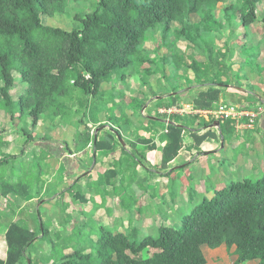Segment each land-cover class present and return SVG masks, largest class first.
<instances>
[{
  "label": "trees",
  "instance_id": "1",
  "mask_svg": "<svg viewBox=\"0 0 264 264\" xmlns=\"http://www.w3.org/2000/svg\"><path fill=\"white\" fill-rule=\"evenodd\" d=\"M222 1L96 0L94 10L73 16L78 26L68 31L41 22L42 14L53 13L51 7L63 11V0H0V81L3 83L0 86V109L9 113L10 119L15 113L23 117L22 131L26 142L34 141L33 129L39 116L64 118V103L74 94L85 116L93 98L101 94L102 83L113 78L124 82L128 73H138V69L148 62L142 48L147 34L161 28L162 38L167 43L172 22L180 26L176 32L178 37L192 42L203 41L208 55L205 61H192L185 66L172 55V58L164 59L160 71L163 72L164 64L170 63L172 76H176L179 69H191L196 81L207 79L212 85L224 86L226 82L220 77L227 74L229 66L219 60L220 53L213 49L212 37H202V34H209L218 27L214 25L213 11ZM259 1L237 0L232 7L233 11H239L244 27L248 28L255 20ZM196 14L200 17L199 22L190 24L191 15ZM173 46V43L168 45L172 53ZM213 69H216L213 77L217 81L207 77L208 71ZM13 70L26 84L17 100L11 99L9 91L15 82ZM155 71L152 67L143 68L142 84H146L148 76ZM220 96L221 90L210 86L193 97L192 105L195 109L209 110ZM176 99L173 98L172 103L166 106L178 105ZM96 113L91 111L89 115L94 121ZM26 118H30L29 124ZM176 121L182 125L168 123L159 136L164 142L161 169H166L182 148L185 126H190V136L202 154L214 152L230 133L228 121H219L218 133L208 129L202 134L189 124V117H178ZM98 128L100 126L95 129ZM85 139L90 140L94 150L112 149L116 142L112 133L96 139L88 132ZM207 139L213 142L208 144ZM142 142L150 143V140L142 139ZM2 144L4 142L0 138V146ZM154 147V144H148V148ZM13 160L15 156L8 154L0 158V195L13 194L25 199L32 185L40 179L42 161L14 162L20 167V172L15 173V164L12 163L11 175L6 178L4 167ZM33 163L36 164L34 170ZM186 178L189 180V174ZM188 180L183 178V181ZM96 228L95 240L75 241L76 246L69 255L60 256V248L56 249L54 261L61 258V264H205L201 247L215 248L225 244L235 247L233 264H245L251 260L264 264V176L224 185L210 197H203L189 213L184 214L179 226L162 225L155 236L148 234L137 240V230L124 234L104 226ZM41 230L46 236L44 225H38L34 230L28 225L11 222L4 232L6 251L4 258L0 257V264H18L25 249ZM56 254L58 258H55Z\"/></svg>",
  "mask_w": 264,
  "mask_h": 264
},
{
  "label": "crops",
  "instance_id": "2",
  "mask_svg": "<svg viewBox=\"0 0 264 264\" xmlns=\"http://www.w3.org/2000/svg\"><path fill=\"white\" fill-rule=\"evenodd\" d=\"M221 5L224 7V1L216 5L215 10L219 13L216 12L217 16L214 15L218 18L219 24L209 37L213 39V49L220 53L219 60H223L225 65L229 66L227 74L223 73L220 77V80L226 82L225 85H212L213 83L207 79L198 82L191 69L186 71L179 69L177 75L172 76L173 67L170 63L164 65V74L161 77L158 73L150 74L146 84H142L140 74L135 76L137 79L135 85L127 78L128 76L124 82L113 78L102 83L100 92L105 96L104 110L101 109L94 116L100 120L98 124H102H99V130L92 131L91 137L97 139L108 133L114 134L116 142L112 149L94 150L89 140L85 141L87 149L84 148L81 156L78 152H72L70 155L74 156L67 157L41 149L40 146L33 149L29 147L31 150L26 146V152L30 151V156L28 159H20L23 162H35L39 159L42 161L43 169L39 171L40 179L32 185L25 199L13 194L0 196L1 258H4L6 251L4 232L11 222L28 225L34 230H37L38 225L46 227L47 237L43 235L42 230L36 231L38 232L36 239L24 252V255L26 253L29 255L28 251L31 252L37 247L39 249L51 241L52 248L49 254L40 260L43 264L47 261L50 264L58 263L53 262V249L60 248V256L69 255L76 246L75 240H95L96 235L93 236L89 229L91 225L108 226L114 232L124 234L134 230L151 232L153 228L158 230L162 225L179 226L177 224L178 222L180 224L179 220L184 215L183 213L180 216V210L188 212V209L193 208L199 201L195 194L192 197L187 195V198L181 195L183 206L179 203L178 193L183 194L185 185L190 181L196 183L200 177H207L210 172L208 168L210 158L219 159L221 156L219 147L212 153H200L201 149L192 140L188 125L182 132V148L178 155L168 163L166 169H161V149L164 142L159 136L166 130L167 124L182 125L176 118L190 119L191 116L197 115L198 119H190L189 124L194 127L198 124L196 128L198 134L211 129V126L203 125L201 117L207 118L204 109H195L192 105L193 97L201 91H206L210 86L221 90L220 99L214 104L223 101L264 105V0L257 4L256 18L248 28L240 22L239 11L231 13L220 8ZM181 41L186 42L183 38H180L179 42ZM252 61L260 66L254 67ZM188 71L191 73L188 74ZM215 71L216 69H213V73ZM237 77H240V80ZM212 78L216 80L215 77ZM173 98H177L178 105L166 106L172 103ZM258 119L259 125H264L262 114ZM216 129L218 133V128ZM101 131L105 132L100 135ZM227 136L228 133L226 138ZM142 139L150 140V143H143ZM234 141L230 137L227 143L221 145V150L224 149L225 154L229 152L228 150L232 151ZM206 142L210 144L213 140L207 139ZM148 144H154L155 147L150 149ZM229 160L231 164L227 165V174L224 172V175L220 176L215 173L214 185L208 189L204 187L205 182L199 185L202 186L200 191L204 192L203 197H210L220 185L226 184L225 181H220L219 177L225 179V176H233V172H236L233 158ZM213 163L220 165L218 161ZM5 168L6 178H9L10 165L9 168L8 166ZM14 168L16 173L20 172L17 164ZM257 168L264 169V162L258 164ZM34 169L35 167L32 168ZM218 169L220 170V167ZM187 174L189 180L186 178ZM183 178L188 181H183ZM154 187H158L161 199L167 205L173 204L175 209L168 206L161 215L150 209L158 202ZM140 194H144L143 198L135 201L134 198ZM126 195L130 199L127 204L124 203ZM13 201L18 202L13 204ZM144 201L146 203L141 205L140 203ZM176 212L180 216L178 221ZM56 242L62 244L57 245ZM201 250L206 260L205 264H233L236 259L234 246L227 247L225 244L215 248L202 246ZM56 255L55 258H58V254ZM31 261L36 262L30 258L27 259V264H32ZM251 262L258 264L257 260L247 261L245 264Z\"/></svg>",
  "mask_w": 264,
  "mask_h": 264
},
{
  "label": "rangeland",
  "instance_id": "3",
  "mask_svg": "<svg viewBox=\"0 0 264 264\" xmlns=\"http://www.w3.org/2000/svg\"><path fill=\"white\" fill-rule=\"evenodd\" d=\"M63 1L65 5L63 11H60L57 7H51V11L53 12L52 14H42L41 15V22L44 25H48L52 27H59L63 30L69 31L75 28L76 26H78L77 21L73 17L75 14H83L86 12H90L94 10L96 6V0H63ZM236 3H237V0L236 1L224 0V7L221 5L222 7L220 8H223V10H226L224 8L230 7L231 9L229 11L233 13L234 11L232 10L233 9L232 7L235 6ZM216 12H217L216 10L215 12L213 11V14L216 15ZM217 13H219V11ZM216 16H215L216 23L214 25L219 24L218 18ZM199 20H200V17L196 14L190 17L189 23L190 24L197 23L199 22ZM178 28H180V26L177 23L172 22L170 24L169 33L171 35L169 34L170 36L167 39V43H165L164 39L162 38L161 28L157 29L155 32H152L146 35L142 48H143V52L145 56L148 58L149 63L148 62L144 63L143 67L138 69V73H135L132 71L127 74L128 76L127 78L130 79L133 85H135V83L137 82L136 81L137 79H135V76H137L138 74L142 75V73H144L143 68L152 67L154 70H156L153 73H158V75H160L161 77V75L164 74V69H163V72L160 71V68L162 64L164 63V59H170L172 58V55H174L179 60L181 65H184V66L189 65L192 61L202 62L206 60L207 52L203 50L204 47L202 48L203 41L197 40L196 42H192L190 40H186L185 38H183L186 40V42L181 41L180 43L179 42L180 37H178V34H176ZM210 35L211 33L209 34L204 33L202 34V37L208 38ZM170 43L174 44L173 46L174 53H172L169 50L168 45ZM252 63L254 67L260 66V64L258 65L253 61ZM144 70H148V69H144ZM189 73H191V71H188V74ZM12 75L14 77L15 82L9 91H10L11 99L17 100L20 97V95L24 92L26 88V84L20 80V76L16 71L13 70ZM212 76H213V70L208 71L207 77L210 78ZM237 78L238 80H240V77H237ZM2 84L3 83L0 81V86H2ZM103 97L105 96H102V94L96 95L94 97L95 99L93 98V103L92 105H90L88 112H86V115L83 116L84 114L83 108L80 107L78 98L75 97V94H74L72 98L67 99V101H65L64 103L65 104L64 118L60 116L53 117V118H48L44 115L39 116L37 124L35 128L33 129V133H35V139L34 141H28V142L25 141L26 136L22 131V127H23L22 118L23 117L22 116L20 117V115L15 113L14 118L10 119L9 113H6L4 110L0 109V138L4 142V144L0 146V158L3 154H10V156H15V160H13L7 165L8 168H9V165L14 162L16 163L21 162L24 164H28L29 162H23V160L20 159V158L28 159L30 156L29 155L30 151L26 152V148H25L26 146H27V149L29 150L33 149L34 147L39 148L40 146L41 149H45L46 151L52 152L56 155L64 154L67 157L68 156L72 157L74 156V155H70L72 152H78L79 155L81 156L82 152L85 151L84 148L87 149L86 143H85L86 134L89 132V136H91L92 131L102 124V123H99L100 124L99 125L98 122H100V120L95 118V121H94L91 119L89 115H91V111L93 113H96L104 108L103 102L105 98ZM261 105L263 107H261L262 109L258 111L257 117L251 128L237 127L235 121L233 120L228 121L229 127H230L229 128L230 133L228 134L230 137H232L235 140L234 148L230 147L232 151L228 150L229 152L225 154V150L224 149L221 150V145H223L224 142L229 140L230 137L227 136V138L222 140L224 142L219 144V148H220L219 152H220L221 157L219 159L217 158L218 160L216 158H213L214 160L210 158L211 160H209V166H208L210 172L207 174V177L206 176L204 177L202 176L200 178L197 177L199 179L198 181H196V183H194L192 180L190 181V183L185 185L186 186L185 192H183V194L178 193L177 196L180 201L179 202L180 204H181V195L187 198V195L192 197L195 194V197L198 196L197 201H200L203 198L204 192L200 191L202 189V186H199V185L202 182H205L204 187L208 189L215 183V180H214L215 173L220 174V176H223L224 172L225 174H227L226 172V170L228 169L227 165L229 163L231 164L229 160L230 158H233V161H234L233 164L236 167V172L235 171L233 172V176H230V175L225 176V179L219 177L220 181L223 180L226 182V184H228L232 181H239L244 178L257 179V178L264 176V169L257 168L258 164H261L264 162V125L263 124L259 125L260 119H258L261 114H262V117L264 118V110H263L264 105L263 104ZM251 107H252L251 109H254L255 111H257V107L255 106L254 103L251 104ZM106 115L109 117L108 113H106ZM190 119L191 120L198 119V117L197 115H195V116H191ZM201 119L203 120L202 122H204V124H208L209 127L211 126L210 127L211 130H215V131L217 130L216 127L212 125L215 122L214 120L217 119L216 117H211L210 115H207V118L201 117ZM29 120L30 118H26V122L28 124L30 123ZM79 120H84L86 122H82L84 123L82 124L79 122ZM221 122L225 123L226 121H221ZM197 127H198V124H195V128ZM27 128L30 129V127L28 126ZM103 132L105 131H101L100 135L103 134ZM29 147H31V149ZM222 159L225 160V163H223L224 160L222 161ZM214 161H218L220 165L219 164L214 165L213 163ZM125 162H127V160ZM33 166L36 167V164L33 163ZM218 167H220V170L218 169ZM238 171L241 173H239ZM194 184L196 186H194ZM226 184L220 185L218 189L222 188ZM141 188L143 189V187ZM195 190H196V193H195ZM154 192H155L154 194L156 198L158 199V202L155 203L154 206L150 207V209L154 210V213L161 215L168 206L170 208L175 209V206L173 204L170 203L169 205H167V203H165V201L161 199V196H159L158 187L156 188L154 187ZM140 195H138L137 197L134 196L135 197L134 200L135 201L139 199L141 200L144 194H142L141 196ZM18 200L20 201V199ZM129 200L130 199L128 195L124 196L125 204H127ZM15 202H18V201H13V204H15ZM145 203L146 202L144 201L140 204L143 205ZM181 205L179 208H181ZM191 210H192V207L188 209V212L186 211L182 212L183 210H180L181 212L180 216L183 213L184 214L189 213ZM176 214H177V221H178V218L180 219V216H178V212H176ZM138 225L140 226V224ZM177 225H179V222ZM96 227L97 226L95 225H91L89 227V229H91V232H93V236L96 233V230H97ZM106 228H109V227L106 226ZM130 233L132 232L130 231ZM148 234L155 236L157 234V230L153 228L151 232L147 231L145 233L140 231L136 233L135 237L137 240H139L141 237H143L144 235H148ZM47 243L48 244H44L43 246L39 247V249L37 247V248H34V250L31 252L28 251L29 255H27L28 253H26V255H24L25 257H22L23 258L22 261L18 264H27V259L30 260V258H33L34 261H36V262L31 261L32 264H36V263L43 264L40 260L46 258V256L49 254L52 248V242L48 241ZM56 244L60 245L62 243L56 242ZM54 251L55 250L53 249L52 257H53ZM226 251L229 254L228 248L226 249ZM60 260L58 259L57 260L58 263H54V264H61ZM45 263L50 264L48 263V261ZM250 264H256V263L251 262Z\"/></svg>",
  "mask_w": 264,
  "mask_h": 264
},
{
  "label": "built area",
  "instance_id": "4",
  "mask_svg": "<svg viewBox=\"0 0 264 264\" xmlns=\"http://www.w3.org/2000/svg\"><path fill=\"white\" fill-rule=\"evenodd\" d=\"M86 78L89 77L88 74L85 75ZM257 111L251 109V105L246 104H234L230 102H219L214 104V107L209 110H204L206 115L211 117H216L217 121H235L237 127L251 128L257 113L261 108V105L255 104ZM220 119V120H218Z\"/></svg>",
  "mask_w": 264,
  "mask_h": 264
},
{
  "label": "water",
  "instance_id": "5",
  "mask_svg": "<svg viewBox=\"0 0 264 264\" xmlns=\"http://www.w3.org/2000/svg\"><path fill=\"white\" fill-rule=\"evenodd\" d=\"M219 124H220V122L215 120V122L212 125L215 126L216 128H218Z\"/></svg>",
  "mask_w": 264,
  "mask_h": 264
}]
</instances>
